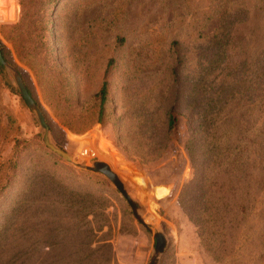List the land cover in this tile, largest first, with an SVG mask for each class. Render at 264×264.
Segmentation results:
<instances>
[{"label":"rangeland","instance_id":"obj_1","mask_svg":"<svg viewBox=\"0 0 264 264\" xmlns=\"http://www.w3.org/2000/svg\"><path fill=\"white\" fill-rule=\"evenodd\" d=\"M15 2L0 0V29L17 21L18 10L10 17ZM52 16L54 62L79 104L97 90L109 60L108 96L124 108L144 99H233L224 112L238 134L228 151L241 150V158L212 161L220 170L212 168L208 189L214 205L220 199L226 207L218 214L225 224L218 221L209 236L205 227L197 233L186 202L191 166L181 144L183 119L177 139L158 156L109 120L73 132L59 119L52 91L37 82L0 30L44 111L51 141L77 161L107 162L139 213L164 233L157 264H264V86L250 83L251 70H264V0H61ZM40 135L2 68L0 185L15 140L19 164L0 190V264H147L153 238L124 198L103 174L45 153Z\"/></svg>","mask_w":264,"mask_h":264},{"label":"trees","instance_id":"obj_2","mask_svg":"<svg viewBox=\"0 0 264 264\" xmlns=\"http://www.w3.org/2000/svg\"><path fill=\"white\" fill-rule=\"evenodd\" d=\"M60 2L61 0H16L10 17L13 18L18 10V19L13 23L2 24L1 34L6 39L12 40L17 57L30 66L37 82L52 91L50 98L59 110V119L73 132H82L94 123L109 120L117 128L125 130L128 139L131 134L136 140L144 143L143 146L146 147L147 152L158 156L172 140L177 139L179 120L183 119L185 137L181 140V144L191 166L190 176L184 182L186 202L197 233L205 227L208 229L207 235H212L218 221L221 225L225 224L218 214H221L226 207V203L220 199L216 201L218 207L214 205L208 189L212 168L220 170L219 165H212V161L221 156L224 164L230 159L231 163L235 164L236 160L241 158V150L233 154L228 151L232 135L238 134V127L235 123L225 119L226 114L230 113L224 112L228 104L233 103V99H155L152 102L144 99L137 103L133 101L129 108H124L121 107L122 100L113 102L108 96V82L104 76L112 63V60H109L104 66L103 79L97 90L88 102L79 104V99H73L68 94L67 82L54 62L55 51L58 47L54 33L56 25L52 21L54 18L52 13ZM211 35L216 37L218 34ZM219 36L225 37L224 30L219 32ZM177 44V41H171V46L175 50ZM0 52L3 58L19 71L12 60L9 49L1 40ZM250 77L251 84L255 82L260 87L263 83L264 86V70L259 72L251 70ZM24 84L27 92L44 115V111L34 97L32 87L26 81ZM253 89L258 90L256 87ZM261 95L263 94L260 93L258 97ZM239 100L237 99L236 102ZM243 100L252 102L259 99ZM53 139L56 137L53 136ZM242 140L238 141L242 142ZM37 143L40 149L51 155L46 147ZM16 144L18 140H15L11 157L8 158L9 172L4 174L5 182L0 185V190L17 176L19 150ZM244 148L245 143L243 142ZM178 201H181L180 196Z\"/></svg>","mask_w":264,"mask_h":264},{"label":"water","instance_id":"obj_3","mask_svg":"<svg viewBox=\"0 0 264 264\" xmlns=\"http://www.w3.org/2000/svg\"><path fill=\"white\" fill-rule=\"evenodd\" d=\"M0 66L2 68H5L13 82L14 85L18 91V94L25 102L28 109L34 114L40 128H41V135H40V141L41 143L54 155L61 158L67 163H70L74 165L75 167L90 170L94 172H99L103 174L107 180L113 185V187L119 192V194L124 198L127 205L130 208V211L134 217V219L149 233L151 234L153 238V248L152 252L149 256L148 263L147 264H157L159 260L160 254L164 251L166 246V237L164 233L157 227L153 226L150 222H148L140 213H139V206L138 204L127 194L126 190L124 189L123 185L119 181L117 175L109 168V166L97 159H92L90 162L85 163L81 161H77L72 155L67 153L65 150H63L60 146L56 145L53 141H51L49 137V130H48V124L46 122V119L39 108V106L34 102V100L31 98L29 93L27 92V89L25 87V84L23 82V79L19 72L14 68L12 65H10L2 56L0 52Z\"/></svg>","mask_w":264,"mask_h":264},{"label":"bare ground","instance_id":"obj_4","mask_svg":"<svg viewBox=\"0 0 264 264\" xmlns=\"http://www.w3.org/2000/svg\"><path fill=\"white\" fill-rule=\"evenodd\" d=\"M104 162V161H103ZM108 166H109V168L111 169V167H110V165L107 163V162H105ZM119 179V178H118ZM119 181L121 182V180L119 179ZM121 184L123 185V183L121 182Z\"/></svg>","mask_w":264,"mask_h":264}]
</instances>
